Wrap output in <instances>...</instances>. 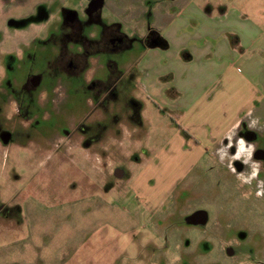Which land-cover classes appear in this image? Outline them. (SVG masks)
<instances>
[{
	"label": "rangeland",
	"instance_id": "374dc122",
	"mask_svg": "<svg viewBox=\"0 0 264 264\" xmlns=\"http://www.w3.org/2000/svg\"><path fill=\"white\" fill-rule=\"evenodd\" d=\"M176 1L193 9L227 5L224 0ZM93 2L0 0V133L10 134L8 143L0 138V264H193L175 257L168 232L185 229L181 217L190 212L188 205L207 208L216 219L234 181L245 188L230 196L231 211L222 213L236 220V228L250 224L253 234L246 240L223 236L216 246L207 243L208 250L201 249L209 256L194 258L195 264H264V203L243 195L254 166L234 177L203 151L202 166L187 179L190 194L180 184L171 187V197L164 194L165 172L177 169L191 146L189 128L181 127L172 106L148 100L141 78L138 85L134 65L142 47L134 43L117 52L94 48L86 72L68 78L63 71L65 54L100 43L117 22L121 33L129 35L131 10L151 5L146 0H104L91 14ZM110 62L119 76L123 70L132 73L122 77L117 105L92 111L84 103V86L94 74L107 80ZM32 77L39 79L38 86L24 88ZM64 131L102 138L88 148L90 164L84 146L60 143ZM101 148L113 156L108 157L109 171L123 170L117 182L105 181L94 155ZM237 151L247 155L249 149L240 141ZM217 155L227 163L222 148ZM153 210L155 217L150 216ZM214 222L198 229H213ZM218 223L214 229L221 228L222 219ZM249 250L255 255L245 253Z\"/></svg>",
	"mask_w": 264,
	"mask_h": 264
},
{
	"label": "crops",
	"instance_id": "0c3cea01",
	"mask_svg": "<svg viewBox=\"0 0 264 264\" xmlns=\"http://www.w3.org/2000/svg\"><path fill=\"white\" fill-rule=\"evenodd\" d=\"M146 1L151 5L131 10L130 34L122 33L143 48L134 65L143 93L153 104L172 106L181 127L189 128L191 146L177 169L190 167L203 151L210 157L223 149L242 121L264 125V0L196 9L176 0ZM149 31L156 42L143 46ZM165 179L163 189L176 181L167 171Z\"/></svg>",
	"mask_w": 264,
	"mask_h": 264
},
{
	"label": "flooded vegetation",
	"instance_id": "af4514ba",
	"mask_svg": "<svg viewBox=\"0 0 264 264\" xmlns=\"http://www.w3.org/2000/svg\"><path fill=\"white\" fill-rule=\"evenodd\" d=\"M92 8H90V11H92L91 14H95L96 11L102 7L104 0H93ZM135 38H129L120 31V27L118 24H114L111 27L106 29V34L100 43L96 45H92L91 43L84 44L83 51L79 54H71L67 55L65 54L63 63H61V67L63 71L67 74L68 78H74L80 75L81 73H84L87 71L85 68L86 63L88 59H90V51L94 48L98 49H109L113 52L119 51L121 48H126L134 45ZM155 35L153 32L149 31L147 36L144 40H142L143 46H149L152 43H155ZM110 70L107 71L109 74L107 76V80H101L97 77V75H93L92 78L88 79V82L90 85L84 86V103L89 106V108L92 111H107L110 110V108L114 105H117L121 99L120 94V87L123 86V75H130L132 71L128 70L127 74H124L123 71H121V74L119 76L117 66L110 62L109 63ZM120 73V72H119ZM136 75V74H135ZM86 83V84H87ZM39 84V79L37 77H32L28 80V83L25 85L24 88L32 89L36 88ZM134 85L132 84V87ZM131 87V88H132ZM71 90H75V87H70ZM69 93L74 96L76 95L75 91H68ZM67 92V93H68ZM52 93V92H49ZM51 96V95H50ZM130 100V98L128 97ZM49 104L52 103V101H47ZM45 103V101H44ZM73 103V102H72ZM98 122H101V118L98 119ZM63 135L60 137L61 140L60 143H67L68 146L71 147V145H78L84 146L85 148V154L84 158L88 161V163H91L90 155L86 154L88 152V148H90L93 144H99L102 141L101 137H96L94 135L88 134L87 132L77 133L71 135L70 133H67L64 131L62 133ZM84 136L82 140L81 137ZM0 138L4 143H8L10 140V134L2 131L0 133ZM242 141L244 143V146H246L249 149V152L247 155L238 154V144ZM223 147V155L227 154V163H221L218 158V152L216 155H211L210 158L213 160V162H216L217 165L225 167L229 173L233 174V176H242L243 174H246L247 170H251L252 166H254V174L253 177L250 178V181L248 183V193L244 191L243 195H245L247 200L257 199L261 200L264 203V197L260 198L257 191L254 192V189L252 187V183H257L255 185V188L259 189L260 192L264 193V125L260 124L257 128H252L246 121H242L239 123L235 129V131L232 134V137L230 139H225L222 142ZM90 153V152H89ZM94 154V153H93ZM96 157L100 159V169L102 170V173L105 174V181L106 180H120L124 176L123 170L120 169V167L115 168L114 170L109 171L108 167V157L109 155L112 156V154L107 153L106 148H101L99 150V153H95ZM239 158H236V157ZM113 157V156H112ZM240 158H243L244 160H241ZM139 161V160H138ZM113 164V162H112ZM111 164V165H112ZM202 165L200 164V159H198L193 165L190 167L181 166L179 169H174L173 171L167 170V177L168 179L174 178L176 181L169 184L168 187L164 189V194L167 195V198L171 197L173 195V190L171 191V187H174L173 189H177L179 184L181 185V189L185 190L186 193L190 190L187 186L189 181L187 179H193V174L195 172H198ZM210 169H214L213 166L210 167ZM98 170V169H97ZM117 182V181H116ZM234 186L227 194L226 198L222 200H226L225 207L219 209V212L216 213V219H212L213 216L210 215L207 208L204 207H192L188 205L187 209H190L189 213H184L181 218L182 224L185 229H176L172 232H168V237L172 240V247L174 250L175 257L179 260L183 258L191 259L193 261V264L197 263L194 258L204 256L207 258L209 255L208 252L203 253L201 248H205V250H208L209 245L207 243H211L212 245L216 246L218 243V240L222 238L223 236L227 237L231 234H236V236L242 237L244 240L249 238L253 232L251 231L250 224L245 225V227L236 228V220L230 219V215L223 214L222 210L224 209V212L229 213L231 211V205H228L227 203H231L230 196H233L236 194L238 190H242L245 187L243 185L239 186L233 182ZM253 183V184H254ZM219 184V183H217ZM220 185V184H219ZM237 190V191H236ZM253 190V193L251 194V191ZM253 195H256L257 197H254ZM253 196V197H252ZM227 204V205H226ZM158 210V209H157ZM156 210V211H157ZM153 210L151 212L150 216H157L154 214L156 212ZM215 220L217 222H214L213 229L209 230H202L198 229L202 227L204 224ZM222 219L223 224L221 225L220 229H214L219 226V221ZM167 220V219H165ZM249 223V222H245ZM168 237H164V240H168ZM184 250V252H183ZM231 253V252H230ZM248 255H255L252 253V251L245 252ZM261 255V252L260 254Z\"/></svg>",
	"mask_w": 264,
	"mask_h": 264
}]
</instances>
